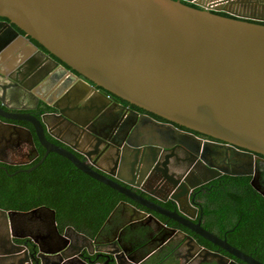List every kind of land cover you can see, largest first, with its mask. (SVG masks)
Listing matches in <instances>:
<instances>
[{
  "label": "water",
  "instance_id": "95a60500",
  "mask_svg": "<svg viewBox=\"0 0 264 264\" xmlns=\"http://www.w3.org/2000/svg\"><path fill=\"white\" fill-rule=\"evenodd\" d=\"M0 17L4 18L0 20V30L5 31L0 36V77L6 81L0 85V117L30 123L44 148L40 160L48 152L58 154L82 173L134 202L118 201L105 222L120 207L125 223L148 217L164 227L153 215L138 209L139 205L186 227L234 258L202 250L216 264H264L201 227L199 220L193 222L195 208L188 196L194 186L223 171L252 175L251 186L264 197L255 171H228L215 166L192 149L194 137L184 136L176 127L165 134V138L174 139L170 145L148 140L141 147L135 140L110 139L113 154L103 151L100 145L108 140L106 132L114 124L108 125L105 120L109 118V108H104L109 100L93 86L165 120L223 141L221 146L230 151H236V146L264 156V24L255 22L264 21V0H0ZM32 40L67 66L52 61V72L57 70L70 77L63 88L55 89L52 98L59 97L54 103L37 90L46 81L33 72L35 65L31 60L42 51ZM61 80L57 77L53 82L60 84ZM84 98H88V104L79 105ZM38 101L54 111L39 118L30 114ZM120 106L113 102V107ZM128 112L133 124L137 113ZM90 117L95 118L88 123ZM44 133L83 158L48 141ZM66 134L72 135V143L64 139ZM12 139L26 141L36 151L29 128L0 120V141ZM175 149L184 157L180 159ZM94 154L100 155L98 162L91 159ZM169 157L174 166L180 165L176 172L169 169ZM132 187L159 201H169L175 209L154 203ZM40 208L50 212L53 223V210ZM38 209L0 208V221L11 224L15 216H26ZM69 230L88 240L72 227ZM165 230L160 239L179 234L194 242L180 230ZM65 250L62 246L42 249L35 264H69L78 260L73 256L77 250ZM17 251L2 250L0 264H30L25 252L16 262L6 263ZM53 252L56 260L45 255ZM125 264L137 263L129 260Z\"/></svg>",
  "mask_w": 264,
  "mask_h": 264
},
{
  "label": "flooded vegetation",
  "instance_id": "af4514ba",
  "mask_svg": "<svg viewBox=\"0 0 264 264\" xmlns=\"http://www.w3.org/2000/svg\"><path fill=\"white\" fill-rule=\"evenodd\" d=\"M0 20H4V19L0 17ZM255 22L263 23L264 21L262 22L255 21ZM13 27L19 33H22L18 28H16L15 26ZM3 34H5V31L0 30V36H2ZM36 46L38 49L42 51V53L40 52L38 55H34V57L31 60V63L35 65V69L33 70V72L35 73V76L42 75V78H44L46 81L45 84L37 90L40 92L41 96H43L45 100L54 103L58 100L59 97L58 96L52 98V94L55 92V89L56 88L61 89L60 87H62V84L66 83V81H68L70 77L68 75H64V73L59 74L57 70L55 72H52L53 71L52 61L54 60L55 62H57V64H62L65 67L67 66L64 63H62L59 59H57L55 56L48 53L42 47H39L38 45ZM46 55L48 57H46ZM50 72H52L53 74L50 77H47ZM74 73L77 74L79 78L85 80L87 83L92 84L85 77L81 76L76 72ZM57 77H62L60 84H54L53 82V80ZM28 81L29 80H27V82ZM4 83H6V81L0 77V85ZM93 86L101 93V96L103 95L105 98L109 100L104 107L107 109L109 108L108 109L109 118H106L105 120L106 123H108V125L114 124V126L111 129L113 131L110 130L106 132L108 140L104 141L100 145V147L103 148V151L109 150L113 154V146L109 142L110 139H113L115 141L116 140L121 141V139L122 140L124 139V141L127 139L135 140V142L137 144H140L141 147L145 143H147L148 140L156 141L157 143H160V145L162 146L170 145L171 140L174 139L172 136H168L165 138V134L168 135V133H171L170 132L171 128L176 127L178 131L185 134L184 136L191 135L192 137H194L193 139H191L193 140V142L191 141L190 144L192 146V149L200 153L202 157H204L208 162L228 171L248 170L249 168H252V170H254L256 173L255 178L257 184L261 188H264V179L259 173V168H258L259 165H261L262 163L264 164L263 155L254 152L249 153L245 149L236 146H235L236 151H232V150L230 151L227 146H221V144H224L223 141L187 129L183 126L177 125L173 122L165 120L164 118L158 115L148 112L140 107L136 106L137 108H139L136 109L133 107L135 105L128 103L124 99L115 96L111 92L104 90L99 86H95V85ZM98 101L100 102L102 100L98 99ZM105 101L106 100H104V102L102 101V103H105ZM115 101L120 103L122 107L121 106L119 108L113 107V102ZM9 104L12 105L11 103ZM80 104L81 105L88 104V98H84L82 99V101H79V105ZM124 108H126V110ZM127 109L133 110L137 113V118L134 120L133 124H131V121L133 120L132 115L130 112H128ZM52 111H54V109L51 106L45 105L41 101H38L36 107L30 110L29 113L39 118L41 115L51 113ZM152 114L155 115L156 117L153 116ZM112 115H114V118H111ZM148 117L158 122V124H154L151 120H149ZM94 118L95 117H90L88 119V123ZM0 120L4 122H11L14 124L22 125L29 128L32 133L33 144L36 150L33 151L30 144H28L26 141L23 140L12 139L9 141L8 140L0 141V183L4 187V189L0 188V190L3 191L2 194H7L6 196L8 198L3 200L0 199L1 203L3 202L4 205V207L0 206V208L4 210L28 211L30 209L39 207L38 210H36L33 213H30L29 215L21 216V217L15 216L11 224H8L2 220L0 221V252L5 249L18 250L17 252H15L13 258H11L8 261L6 260V263H8L9 261L16 262L21 257H23V253L25 252V255L28 261L30 262V264H35V261L38 259V254L42 253V249L51 250L54 248L57 249L60 246H62L63 249L66 247L65 250L66 253L70 251L73 252L75 250L78 251L73 256H75L76 259H78L79 261L72 260L69 264H80L79 263L80 261L83 262L82 264H117V262L119 264H125V261L129 262V260L134 261L137 264H162L163 262L165 263L166 261L168 262L169 260H171L173 264H216L214 259H209L205 257V255L202 252V250L204 249L210 251H216L228 257L229 259H234L230 254H228L218 246L214 245L213 243L198 236L197 234H194L186 227L177 224L174 221L160 214L154 213L150 209L144 208L139 205H136L138 209L144 211L146 214L153 215L164 227L162 228L159 225L154 224L148 217H143L142 219H137L125 223V217L120 214L121 208L118 207L116 211L109 217L108 222H105V219L108 216L107 215L106 218L103 220V222L95 230V232L89 236L88 234L77 230L69 222H64V224L60 225V223L57 220L54 209L44 204L32 205V203L35 201L34 197L25 199L24 202H20L21 200L20 196H22L23 194L25 195L24 191L27 192L26 190L27 188H23L22 186L18 187L19 185H16V183L14 182L18 178H20L21 175L24 176V180H25L24 185L28 187L29 186L34 187V189H31V191L34 192V195H37L35 193L38 192L39 189L34 181H30L31 180L30 173L36 170L37 167L40 165V163L43 160H45L47 154L51 152H48L40 160V158L44 154V148L36 140L32 126L27 121L9 120L1 117ZM151 132L152 135H150ZM44 134L48 141L66 148L67 150L74 153L80 159L83 158V156L80 153L73 151L65 143L54 139L53 137L49 136L47 133ZM63 136L67 142L72 143L70 139L72 135L66 134ZM183 139L185 138L183 137ZM216 144H219V146ZM121 151L123 152V150L120 149L119 153H122ZM237 151H243V152L246 151L247 153L243 154ZM174 152L176 155H178L180 159L184 157L183 153L179 149H175ZM193 157L195 158V156ZM99 158H100L99 154L98 155L94 154L91 157V159L94 162H98ZM169 159L172 165L169 166V169L171 171L176 172L178 169H180L179 168L180 165L178 166L173 165L172 157H169ZM194 161L192 163H194ZM224 175L244 176V174L232 175L222 171L220 175L215 176L214 178H212L207 182L194 186L188 192V196L190 198L189 200L193 204L192 206L195 208L194 218L192 219V221L196 222L197 220H199V224L203 228L204 226L202 224L203 222L202 207L200 206L199 203L200 198L197 196V194L208 192V190L212 188L210 186H213L210 181ZM246 176H249L248 181L250 184V180L253 176L250 174H247ZM233 182L235 181L233 180ZM131 189L168 210L175 209L174 205L169 201H159L145 192H140L139 189L136 187H132ZM11 197H17V198L10 199ZM124 197L127 200L124 199L121 200L134 204V202L131 201L129 198H127L126 196ZM19 203L22 204V206L28 204L31 206L27 209H19L17 208V205ZM40 206H46L47 208L53 210V223L50 221V217H51L50 212L46 209L40 208ZM70 227H72L76 231L85 234L88 237V240L75 235L71 230H69ZM167 227L175 228L176 230H180L183 233L190 235L193 238L194 242L193 243L189 242V240H187L185 237H182V235L179 234L169 238L160 239L164 235V233L167 232V230H165V228ZM12 233H14L15 235H12ZM198 237L207 241L209 245H205L204 243H201L198 240ZM218 237L225 239L224 235ZM38 247L39 248L41 247L42 249H39ZM55 254H56L55 252H53V254L45 253V255L56 260V257L54 256ZM250 255L255 259H258L256 256L252 254ZM238 263L241 262L238 261Z\"/></svg>",
  "mask_w": 264,
  "mask_h": 264
},
{
  "label": "trees",
  "instance_id": "16d2710c",
  "mask_svg": "<svg viewBox=\"0 0 264 264\" xmlns=\"http://www.w3.org/2000/svg\"><path fill=\"white\" fill-rule=\"evenodd\" d=\"M215 13L227 16L223 12ZM32 42L41 47L34 40ZM258 168L264 179V164ZM30 174V181L36 183L39 191L34 195L31 191L34 187L25 186L24 176L21 175L14 182L18 187L27 188L25 195L20 196V202L34 197L32 205L44 204L54 209L60 225L69 222L89 236L119 200H127L114 189L90 178L67 159L53 152L47 154L45 160ZM248 179L249 176L246 175H224L210 181L212 188L208 192L197 194L202 207V224L210 232L218 236L224 235L231 245L264 261V197L249 184ZM0 188L4 189L1 183ZM2 193L0 190V199H8L7 194ZM13 198L17 197L10 199ZM0 206L4 207L1 201ZM30 206L19 203L17 208L27 209ZM198 240L209 245L200 237ZM162 264L173 263L169 260Z\"/></svg>",
  "mask_w": 264,
  "mask_h": 264
}]
</instances>
